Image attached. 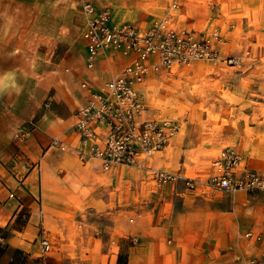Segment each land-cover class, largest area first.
<instances>
[{
    "label": "crops",
    "instance_id": "1",
    "mask_svg": "<svg viewBox=\"0 0 264 264\" xmlns=\"http://www.w3.org/2000/svg\"><path fill=\"white\" fill-rule=\"evenodd\" d=\"M59 1L0 0V264H249L264 250V239L247 245L239 234L264 236V192L225 193L217 201L202 190L157 187L144 169L103 170L95 160L81 162L72 149L50 145L52 137L78 144L71 124L84 102L81 83H103L127 61L110 51L87 67L80 4L63 0L78 12L75 23V13L51 8ZM170 1L94 3L109 6L113 21L144 26ZM179 2L180 27L223 30L231 22L243 36L257 35L264 22V0ZM210 70L214 102L207 108L232 120L213 128L214 140L234 143L264 172L262 81L243 70ZM185 134L155 152L148 165L185 175L195 156L185 148ZM43 236L51 242L47 254L40 248Z\"/></svg>",
    "mask_w": 264,
    "mask_h": 264
},
{
    "label": "built area",
    "instance_id": "2",
    "mask_svg": "<svg viewBox=\"0 0 264 264\" xmlns=\"http://www.w3.org/2000/svg\"><path fill=\"white\" fill-rule=\"evenodd\" d=\"M85 18L81 33L87 52L86 65L93 68L97 57L118 52L127 57L122 68L107 81L81 83L84 102L76 110L71 129L78 135L76 145L52 137L50 145L72 149L81 162L95 160L103 170L115 166L144 169L158 186L182 182L187 191L198 185L227 193L264 192V172L250 165L234 145L222 147L212 159V172L206 179L152 168L148 161L163 150L181 130L183 120L165 115L147 114L149 104L143 86L149 77L189 67L204 60L214 67L240 65L241 56L221 52L223 34L219 29L196 30L176 23L179 0H171L162 16L147 25L112 20L111 8L98 9L94 0H76ZM232 26V25H230ZM33 126V121H29ZM239 237L245 244L261 242V232L245 230ZM43 254L51 249L48 237L40 238ZM249 264H264V250Z\"/></svg>",
    "mask_w": 264,
    "mask_h": 264
},
{
    "label": "rangeland",
    "instance_id": "3",
    "mask_svg": "<svg viewBox=\"0 0 264 264\" xmlns=\"http://www.w3.org/2000/svg\"><path fill=\"white\" fill-rule=\"evenodd\" d=\"M48 5L50 3L46 5V8ZM213 5H216V3L213 2ZM51 8L56 10L60 8V13H75V15H72L73 22L76 23L78 21V12L74 11L66 1L60 0L58 3L53 4ZM79 9L81 10V7L78 5ZM226 27L223 30L214 26L207 29H219L223 34L224 39L220 43L222 53L241 56L242 58L240 65L234 67L221 66L219 69L221 71L230 69L235 73L244 71L245 73L257 75L262 81L260 84L261 91L264 95V22L261 25L262 28L260 26L258 27L260 32L257 35L256 33L252 35H240L242 33L240 25L238 26L235 23L229 22ZM226 29H233L234 32L228 34ZM73 32L72 37L77 42L79 39V30L73 28ZM210 67L217 68L208 66L207 63L202 61H196L189 67H177L170 72H162L149 77L142 89L149 104L148 115H165L183 120V125L178 135L186 133L185 137L190 142L185 148L192 149V153H195L194 158L190 159L192 166L188 167L185 175L198 179H206L211 174L212 159L222 147L226 145H234L237 147V145L228 140H214L216 139L214 132H217L214 129L219 128L221 130L224 128V124L229 125L232 123V120L228 118L230 114L211 113L207 108L214 102V99L208 94L212 85L209 76L213 73ZM262 117L264 118V115ZM210 127L211 130H209ZM198 138L203 139L207 143L205 145H197L199 143ZM210 141L212 142L208 144ZM238 149L241 151L240 148ZM172 163L175 164L174 162ZM172 171L177 173L175 170ZM155 186H165L166 188L172 185L158 186L155 184ZM174 186L184 189L185 185L180 182ZM198 190L204 191H200L202 195H210L212 198L217 199V201H221L222 195L227 193L201 185H198L195 191ZM196 196L200 197L198 195Z\"/></svg>",
    "mask_w": 264,
    "mask_h": 264
}]
</instances>
